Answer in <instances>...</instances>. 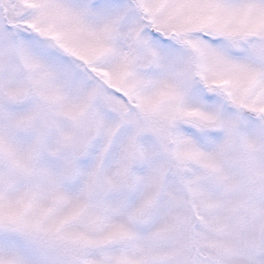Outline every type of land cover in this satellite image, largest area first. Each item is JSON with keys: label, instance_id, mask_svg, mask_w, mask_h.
<instances>
[{"label": "snow or ice", "instance_id": "1", "mask_svg": "<svg viewBox=\"0 0 264 264\" xmlns=\"http://www.w3.org/2000/svg\"><path fill=\"white\" fill-rule=\"evenodd\" d=\"M0 264H264V0H0Z\"/></svg>", "mask_w": 264, "mask_h": 264}]
</instances>
